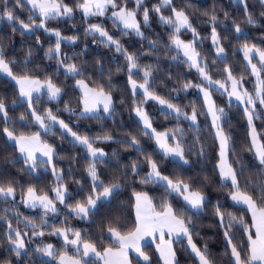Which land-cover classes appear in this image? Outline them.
<instances>
[{
	"label": "trees",
	"instance_id": "1",
	"mask_svg": "<svg viewBox=\"0 0 264 264\" xmlns=\"http://www.w3.org/2000/svg\"><path fill=\"white\" fill-rule=\"evenodd\" d=\"M53 1L69 8L73 16L47 19L44 29H39L35 27L43 20L26 2L0 0V61L10 77L48 83L60 93L54 101L44 93L26 102L16 85L0 74V264H53L36 256L37 249L32 246L38 240L34 237L37 232L55 247L53 259L64 255L80 264H99L85 258L80 249L74 251L55 239L53 231H71L68 241L77 238L79 244H88L97 253L117 249L109 233L128 236L135 231L134 197L139 194L148 198L155 212L169 209L173 213L208 264H237L236 258L241 264H250L253 222L248 209L233 203L231 197L234 193L244 194L264 212V160H257L250 138L253 128L264 156V69L259 72L261 98L250 106L254 115L249 122L243 107L230 102L217 89L206 87L201 75L177 54L172 42L176 36L193 42L201 59L199 66L204 67L211 82L227 85L234 80L253 96L257 82L239 50L253 48L264 54V5L259 0H243L244 7L230 0H172L169 7L160 8L159 0H112L113 10L134 13L140 26V36H136L117 28L107 17L83 18L78 12L83 0ZM174 12L186 17L188 30L175 32ZM7 15L11 22L2 20ZM94 26L110 34L118 49L89 35L87 29ZM49 32L73 43L58 44ZM213 33L223 58L218 59L211 46ZM57 46L59 54H51ZM65 69H73L74 75ZM77 81L111 98L107 116H80L82 97ZM130 81L146 84L149 95L172 106L180 115L163 112L143 94H134ZM204 87L215 107L235 185L221 178L218 142L199 92ZM139 108L145 110L153 131L167 134L168 146L180 149L184 164L159 150L133 115ZM189 117L194 118L195 125ZM36 119L49 130H41ZM54 121L63 122L69 134L50 127ZM9 135L38 137L53 151L50 165L42 163L44 172L35 175L30 171L17 147L8 141ZM77 138L103 150L105 157L91 159L86 149L74 142ZM153 165L169 182L200 196L201 210H191L165 185L150 178ZM52 171L59 174L58 180ZM57 186L66 193L64 211L43 226V211L26 209L24 197L32 191L55 202L53 191ZM115 186L118 189L110 199L99 203L86 219L68 213ZM8 190L14 193L12 197L1 196V191ZM14 233L27 236L24 254L10 247L16 241ZM172 248L175 264H198L185 240L174 242ZM141 251L149 264H161L152 244L144 245ZM129 259L131 264H141L133 256Z\"/></svg>",
	"mask_w": 264,
	"mask_h": 264
},
{
	"label": "rangeland",
	"instance_id": "2",
	"mask_svg": "<svg viewBox=\"0 0 264 264\" xmlns=\"http://www.w3.org/2000/svg\"><path fill=\"white\" fill-rule=\"evenodd\" d=\"M23 1L26 2L28 6L30 7V9L36 15L40 16L43 20L35 28L44 29L45 21L50 18L63 19V18H71L73 16V12L69 8L62 6L53 0H23ZM141 1L142 0H137L138 3H140ZM230 1L235 5L244 7L243 0H230ZM259 1L264 5V0H259ZM159 2H160V8H165V7L170 6L172 0H159ZM113 8L114 7H113L112 0H83V3L78 7V12L85 19H88L93 16L107 17V19L111 20L117 26V28L124 30L126 32H129V33H132L136 36H140L139 22L135 18L134 13L128 12L125 10H113ZM2 20L6 22H11V17L7 15V16L2 17ZM0 25H1V21H0ZM173 25L175 27V32L177 34L179 32L181 33L182 31L189 29L188 20L180 12L173 13ZM87 32L89 35H94L98 37L101 42H105L107 45L112 46L115 49H118L117 42L113 40L110 34L106 33L104 30L94 26V27H89L87 29ZM48 34L52 35L58 41V44L60 43L72 44L73 43L72 39L61 38L55 32H49ZM194 40H197L196 36H194ZM172 46L177 52V54L193 70H195L197 73L201 75L202 79L208 85L206 87H213L217 89L218 91L224 93L230 102H234L240 105L241 107H243L247 113L249 122H252V117L254 113L253 111H251L250 106L255 105L257 102V99L260 100L261 98V88L258 82H259L260 69L261 68L264 69V54L263 53L253 48H242L239 50V52H241L243 55L245 64L250 69L253 78L257 82V90L254 92L253 96H250L242 89L240 83L234 80H231L230 83H228L227 85L211 82L207 78L204 72V67L199 66V64L201 63V59L199 58V55L194 51L193 42L183 41L178 36H176L172 42ZM211 46L215 50V55L218 59L224 57V53L222 49L220 48V45L218 43L217 36L215 33L211 35ZM51 54H54V55L59 54L58 46L51 52ZM0 65H3V67H5L1 61H0ZM65 71L69 75H74L73 69H65ZM130 71L131 72L135 71V68L132 65L130 66ZM0 74L2 75L1 72ZM13 83L16 84V87L18 88L20 92L21 98L26 102H30L32 98L38 97L44 93L48 96L50 100H53V101L57 100L60 96L59 91L48 83L39 82L37 80H28V79L27 80L13 79ZM76 88L82 97V100H81L82 110H81L80 116L93 117V116H98L100 114H103L104 116H107L109 114L112 108V100L108 95L91 89L83 81H77ZM146 88H147L146 84L141 85V84H136L133 81H130V89L134 94L135 93L143 94L146 101L154 102L155 104L158 105V107L163 112H167V113H170L176 116L180 115V113L176 109H174L172 106L164 102H161L157 100L155 97L149 95ZM199 92L202 97L207 116L213 127L216 140L218 142L219 155H220L219 170H220L221 178L224 182H229L232 185H235L233 174L231 173L227 165V162H226L227 146L224 140V136L222 135L218 127L219 120L215 113V107L213 105L211 96L209 94V90L204 87V88L199 89ZM133 115L135 119L139 122V124L142 126V128L145 130V132H147L154 138V141L157 147L165 156L169 157L170 159L174 161L184 164V160L182 158L180 149L178 147L168 146V144L166 143V138L168 137L167 134H157L153 131L152 126L149 120L147 119L145 110L143 108L136 109ZM189 119L192 122V124L195 125L194 118L189 117ZM36 120L41 130H47V129L49 130V128L47 126H44L40 122L39 119H36ZM51 125L56 126L63 133L69 134L68 128L63 122L61 121H54V123L50 122V127ZM250 138H251L252 147L257 157V160L259 162H262L264 160L263 152H262L261 145L257 137V134L253 128L250 131ZM8 141L17 147L20 158L26 162V165L29 167L30 171L34 173L35 175H39L41 172L45 171V168L44 166H42V163L45 165H50L52 155L51 154L47 155L45 151L51 152V150L47 148L46 146H43L41 144V147L47 149L45 151H43V148L38 149L36 147H32L30 145L31 139L26 138V137L15 138L9 135ZM74 142L79 144L83 148H85L88 156L91 159L105 157V153L103 152V150L90 147L87 141H85V139L77 138V139H74ZM38 162H40V164L37 165ZM52 173H53L55 180H58L59 174L58 173L55 174L54 171H52ZM149 176L153 180H155V178L157 177H160L161 182L166 183V184H172L171 182H169L168 180H166L165 178L161 177L158 174L154 165L151 166V171H150ZM90 177L92 178L94 184L98 186L99 183L95 180L94 174L92 172L90 173ZM174 185H178V187H183L179 184H174ZM117 189L118 187L116 186L106 189L101 194L95 195L93 199L89 200L86 206H81V207H77L75 209L69 210L68 213L79 219H86L87 215L93 212L99 203L108 201L111 195ZM188 194L191 195L190 197L192 199H194L195 201H198L196 205H198L199 207H195L193 205V210L200 211L203 199L196 194L187 192L186 195ZM13 195L14 193L10 190L5 191V192L1 191V196H3L4 198H8L10 196L12 197ZM53 196H54L55 202L49 200L46 197L37 196L32 191L27 192V194L24 197V207L26 209L36 208V209L43 211L44 216H45V222L43 226L47 225L49 221L55 219L56 218L55 215L57 213H62L64 211V207H65L64 200L66 197V193L64 189L59 186L55 187L53 191ZM181 198L183 199V195H181ZM231 199L233 203H235L236 205L245 207V208L249 207L248 203H244L245 199L249 201L251 204L253 203L248 196L244 194H240V193H234ZM258 211L262 213L261 210H258ZM254 217L256 218L255 214H254ZM26 225H30V224H26ZM69 234H71V231H67V230L53 231V236L55 239L61 240L65 246H70L74 251L79 250L78 239L75 238L71 242L68 241ZM13 235L15 236L16 241H12L10 243V247H12L17 253L24 254L25 253L24 240L27 239L26 234L14 233ZM34 237L38 240L34 241L35 246H32V247L37 249L36 256H38L40 259L51 262L53 264H80L76 259L69 258L64 255L58 259H53L52 256H53V253L55 252V247L53 246V244L50 243L46 237L43 238L42 232H37L36 234H34ZM189 240L191 241L190 238ZM192 257L194 258V256ZM194 259L196 260L197 258H194Z\"/></svg>",
	"mask_w": 264,
	"mask_h": 264
},
{
	"label": "crops",
	"instance_id": "3",
	"mask_svg": "<svg viewBox=\"0 0 264 264\" xmlns=\"http://www.w3.org/2000/svg\"><path fill=\"white\" fill-rule=\"evenodd\" d=\"M0 72L5 78L13 82L9 72L3 67V65H0ZM27 138L31 139L30 145L32 147L38 149L43 148L41 147L38 137ZM45 150L47 149L43 148V151ZM45 152L47 155L51 154L53 158L52 150L51 152ZM155 181H158L161 184L163 183L161 182L160 177L155 178ZM163 185H165L174 195L178 196L191 210H193V205L199 207L196 205L198 201L192 199L190 194L186 195L188 192L187 189L178 187V185H174L173 183H163ZM181 195H183V199L181 198ZM244 203H248L249 205L247 209L250 213L255 231L254 236L250 240L249 246L250 264H264V212H259V209L254 206L255 204L252 203L254 204L252 205L246 199L244 200ZM254 214L256 215V218L254 217ZM134 215L136 229L133 234L120 236L115 232L109 233V237L117 245V249H107L102 253H97L92 246L88 244H79V249L82 251L83 255L88 259H94L99 262V264H131L129 259L130 256H133L141 264H149V259L142 253L141 249L146 244H152L161 264H175V257L172 248L173 243L185 240L189 253L194 256V258H197V263L207 264L201 254L197 251L194 244L189 240L187 231L182 223L169 209L157 213L153 210L148 198L145 195L139 194L134 197ZM234 260L237 264H241L238 258Z\"/></svg>",
	"mask_w": 264,
	"mask_h": 264
}]
</instances>
